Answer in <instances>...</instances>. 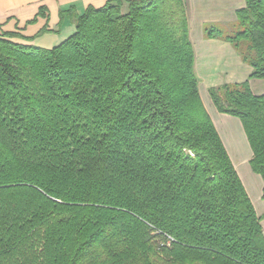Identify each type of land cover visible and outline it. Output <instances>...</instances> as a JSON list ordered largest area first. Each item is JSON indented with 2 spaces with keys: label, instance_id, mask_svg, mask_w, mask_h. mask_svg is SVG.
I'll use <instances>...</instances> for the list:
<instances>
[{
  "label": "trees",
  "instance_id": "16d2710c",
  "mask_svg": "<svg viewBox=\"0 0 264 264\" xmlns=\"http://www.w3.org/2000/svg\"><path fill=\"white\" fill-rule=\"evenodd\" d=\"M59 17L74 32L49 49L0 34V264H264L261 219L200 99L184 0ZM234 25L207 36L264 79V0ZM208 94L240 121L264 199V95Z\"/></svg>",
  "mask_w": 264,
  "mask_h": 264
},
{
  "label": "crops",
  "instance_id": "0c3cea01",
  "mask_svg": "<svg viewBox=\"0 0 264 264\" xmlns=\"http://www.w3.org/2000/svg\"><path fill=\"white\" fill-rule=\"evenodd\" d=\"M108 1L0 0V34L15 33L30 39L25 41L18 37L13 40L17 43L49 49L61 44L74 32V25L67 19L60 21V11L73 8L81 14L87 7L101 8ZM244 6L245 0H186V14L201 102L256 215L261 219L264 235L263 182L250 169L252 151L243 127L237 118L218 113L208 94L210 88L247 82L253 96L264 95V79H250L251 68L240 61L231 46L207 36L211 28L221 30L233 25L236 11ZM41 7L45 9L44 16H37ZM34 18L36 20L30 23Z\"/></svg>",
  "mask_w": 264,
  "mask_h": 264
},
{
  "label": "rangeland",
  "instance_id": "374dc122",
  "mask_svg": "<svg viewBox=\"0 0 264 264\" xmlns=\"http://www.w3.org/2000/svg\"><path fill=\"white\" fill-rule=\"evenodd\" d=\"M184 3L186 4V0H184ZM238 31H239V28L235 27V25L234 26H230V27L227 26V27L221 29V32H222L223 35L227 34V35H230V36L236 34ZM216 69H218V67H216Z\"/></svg>",
  "mask_w": 264,
  "mask_h": 264
}]
</instances>
